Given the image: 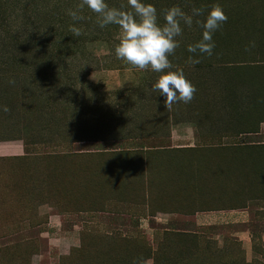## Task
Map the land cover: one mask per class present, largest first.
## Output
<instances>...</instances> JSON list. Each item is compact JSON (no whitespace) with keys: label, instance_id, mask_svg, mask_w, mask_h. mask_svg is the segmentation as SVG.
Segmentation results:
<instances>
[{"label":"rangeland","instance_id":"rangeland-1","mask_svg":"<svg viewBox=\"0 0 264 264\" xmlns=\"http://www.w3.org/2000/svg\"><path fill=\"white\" fill-rule=\"evenodd\" d=\"M162 1L203 11L169 57L196 92L170 110L117 26L87 6L73 25L82 0H0V264H264V0Z\"/></svg>","mask_w":264,"mask_h":264},{"label":"clouds","instance_id":"clouds-1","mask_svg":"<svg viewBox=\"0 0 264 264\" xmlns=\"http://www.w3.org/2000/svg\"><path fill=\"white\" fill-rule=\"evenodd\" d=\"M84 6L97 14L99 27L117 26L118 42L114 46V53L118 60L133 68L158 74L151 90L164 97L166 109L193 100L195 86L187 79L183 69L171 63L169 57L180 46L178 38L183 34L181 24L191 27L193 18L203 15L201 9L193 8L188 14L179 6H172L164 10L161 22L157 8L148 0H127L126 6L119 7H110L106 0H82L76 10L67 12L73 25L83 19L79 11ZM227 19L224 9L216 4L208 9L203 20L195 21L202 32L197 42L187 46V51L192 54L188 58L190 64H198L200 57L213 54V36ZM71 31L75 36L80 35L78 27H71ZM0 111L7 112V106H0Z\"/></svg>","mask_w":264,"mask_h":264},{"label":"trees","instance_id":"trees-1","mask_svg":"<svg viewBox=\"0 0 264 264\" xmlns=\"http://www.w3.org/2000/svg\"><path fill=\"white\" fill-rule=\"evenodd\" d=\"M106 1H108L111 5H113L114 6V4H113V2L114 1H118V0H106ZM155 1V0H154ZM159 2H161L162 0H158ZM163 1H165V0H163ZM162 1V2H163ZM162 18V16H160V19ZM161 22H163V20L161 19ZM115 111H118V109H115Z\"/></svg>","mask_w":264,"mask_h":264}]
</instances>
